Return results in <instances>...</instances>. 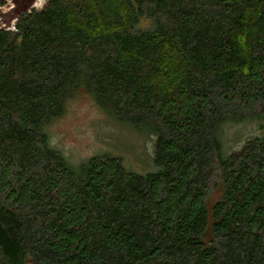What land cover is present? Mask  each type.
<instances>
[{"label": "trees", "instance_id": "trees-1", "mask_svg": "<svg viewBox=\"0 0 264 264\" xmlns=\"http://www.w3.org/2000/svg\"><path fill=\"white\" fill-rule=\"evenodd\" d=\"M80 88L156 170L50 144ZM0 264H264V0H46L0 28Z\"/></svg>", "mask_w": 264, "mask_h": 264}, {"label": "rangeland", "instance_id": "rangeland-1", "mask_svg": "<svg viewBox=\"0 0 264 264\" xmlns=\"http://www.w3.org/2000/svg\"><path fill=\"white\" fill-rule=\"evenodd\" d=\"M12 6L13 0H0V26L8 18ZM254 121L257 119L223 126V155L242 146L246 139L261 134ZM47 130L50 144L60 150L72 165L96 155L108 154L120 158L125 170L138 174L156 170L152 160L153 137L110 118L83 88L67 101L64 114L53 120ZM218 196L216 190L211 194L213 201H217Z\"/></svg>", "mask_w": 264, "mask_h": 264}, {"label": "water", "instance_id": "water-1", "mask_svg": "<svg viewBox=\"0 0 264 264\" xmlns=\"http://www.w3.org/2000/svg\"><path fill=\"white\" fill-rule=\"evenodd\" d=\"M34 3L35 0H13V6L11 11H9L8 18L3 21L4 24L0 26V28L14 29L18 17L25 12H29L32 8H35Z\"/></svg>", "mask_w": 264, "mask_h": 264}, {"label": "clouds", "instance_id": "clouds-1", "mask_svg": "<svg viewBox=\"0 0 264 264\" xmlns=\"http://www.w3.org/2000/svg\"><path fill=\"white\" fill-rule=\"evenodd\" d=\"M44 3V0H36V3L34 4V7L41 8Z\"/></svg>", "mask_w": 264, "mask_h": 264}]
</instances>
